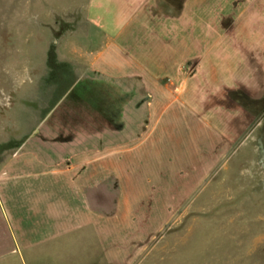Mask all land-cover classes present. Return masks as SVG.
<instances>
[{
	"label": "crops",
	"instance_id": "1",
	"mask_svg": "<svg viewBox=\"0 0 264 264\" xmlns=\"http://www.w3.org/2000/svg\"><path fill=\"white\" fill-rule=\"evenodd\" d=\"M94 5L109 13L103 27L110 37L88 57L87 71L108 77L125 93L126 106L143 113L109 126L96 121L95 130L80 136L67 131L63 143L43 136L47 145L41 151L19 144L14 159L0 165V264H26L28 252L45 253L44 263L34 255L36 264H132L134 244L143 246L149 221L154 227L163 221V204L175 198L162 194L143 208L123 156L165 151L164 139L177 130L205 140L217 132L228 151L244 132V109L235 102L243 113L231 116L222 108L237 99L232 94L264 91V0H95ZM130 130L138 131L128 135ZM220 146L190 168L191 174L180 165L167 183L150 174L147 181L194 187L211 171ZM40 152L46 159L68 154L71 163L44 162ZM22 172L46 173L48 179L24 181Z\"/></svg>",
	"mask_w": 264,
	"mask_h": 264
},
{
	"label": "rangeland",
	"instance_id": "2",
	"mask_svg": "<svg viewBox=\"0 0 264 264\" xmlns=\"http://www.w3.org/2000/svg\"><path fill=\"white\" fill-rule=\"evenodd\" d=\"M94 3L0 0V165L14 159L20 143L22 150L34 146L41 151L47 145L43 136L61 140L70 136L67 131L79 135L95 130L96 121L109 126L110 121L137 120L142 115V109L126 106L125 93L108 77L87 71L88 57L110 37L103 27L109 23V13L98 11ZM250 19L246 18L252 23ZM231 96L237 99L222 110L241 116L235 102L243 104L245 129L228 151H223L225 139L217 132L213 131L212 140H205L177 130L176 135L168 132L165 151H152L146 157L143 151L123 154L130 182H137V194L142 192L138 195L143 208L162 194L175 198L163 204V221L156 227L149 221L150 233L142 235L143 246L134 244L132 264H264V91ZM215 145H221L224 153L214 151L211 171L196 186L179 189L147 181L150 174L166 182L170 171L180 165L183 169L187 165L191 174L190 168L209 159ZM19 152L29 155L32 151ZM40 154L44 162L71 163L68 154H55L52 159ZM168 155L175 157L174 162ZM28 164L35 165L34 161ZM20 174L21 180L29 182L48 179L46 173ZM24 254L26 264H36L34 255L45 261L44 252Z\"/></svg>",
	"mask_w": 264,
	"mask_h": 264
}]
</instances>
